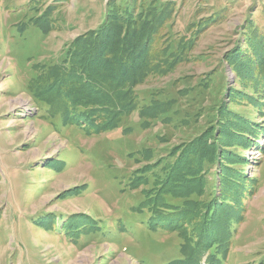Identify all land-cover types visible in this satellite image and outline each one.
I'll list each match as a JSON object with an SVG mask.
<instances>
[{"label":"rangeland","instance_id":"1","mask_svg":"<svg viewBox=\"0 0 264 264\" xmlns=\"http://www.w3.org/2000/svg\"><path fill=\"white\" fill-rule=\"evenodd\" d=\"M0 264H264V0H0Z\"/></svg>","mask_w":264,"mask_h":264},{"label":"trees","instance_id":"2","mask_svg":"<svg viewBox=\"0 0 264 264\" xmlns=\"http://www.w3.org/2000/svg\"><path fill=\"white\" fill-rule=\"evenodd\" d=\"M122 20H125V18H121ZM135 29V28H134ZM160 34V33H159ZM159 34H158V36H159ZM157 36V37H158ZM113 38H115V36L113 35ZM103 39V38H102ZM100 41V40H99ZM102 40H101V43H100V45H102ZM84 50V49H83ZM82 50V51H83ZM113 56H111V58H112ZM123 62H122V64H125L126 63V60H125V54H124V56L122 57V59H121ZM123 69H125V67H123ZM81 70L82 71H84V72H87L88 70H87V68L85 67V66H82V68H81ZM89 70H91V69H89ZM89 74V76H91L92 78H94V79H92V81H91V84L90 85H93V86H95V87H97L99 90H101V89H103V85L101 84V75H99L98 73H94V72H90V73H88ZM98 80V81H97ZM84 85V84H83ZM89 85V86H90ZM85 86V85H84ZM83 86V87H84ZM88 86V87H89ZM87 86H86V89L88 88ZM88 91H90V88H88L87 89Z\"/></svg>","mask_w":264,"mask_h":264}]
</instances>
